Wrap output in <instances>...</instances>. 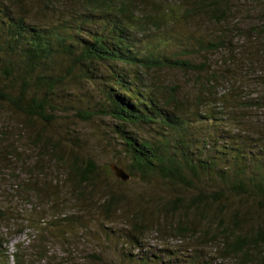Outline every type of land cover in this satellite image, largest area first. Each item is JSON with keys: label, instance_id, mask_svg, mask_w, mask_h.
Masks as SVG:
<instances>
[{"label": "trees", "instance_id": "16d2710c", "mask_svg": "<svg viewBox=\"0 0 264 264\" xmlns=\"http://www.w3.org/2000/svg\"><path fill=\"white\" fill-rule=\"evenodd\" d=\"M186 1L192 5L184 2L185 15L219 26L222 39L192 38L177 58L164 54L162 35H154L181 16L168 6L152 14L137 0H0V106L29 122H50L63 82L90 86L79 99L78 117L113 121L105 129L118 154L113 164L147 189L132 198L130 228L119 235L131 264H264V0H247L256 6L250 5L256 13L247 17L256 21L251 37L243 36L255 51L246 55L250 69L262 68L249 70L253 77L241 71L249 58L238 57L245 53L236 46L228 70L240 71L232 77L228 70L210 72L209 60L192 58L231 45L224 41L226 22L234 16L232 23H241V0ZM163 68L196 72L200 91L187 101L177 86H152L148 72ZM53 153L68 164V180L81 195L103 193L100 211L107 219L121 215L123 191L100 180L114 177L111 164L100 169L79 156L66 163L55 148ZM153 190L160 191L158 198ZM12 217L0 206V221ZM145 232L161 236L146 243ZM171 237L197 244L171 245ZM5 242L0 235V264H26L19 247L10 252ZM205 245L215 248L214 256Z\"/></svg>", "mask_w": 264, "mask_h": 264}, {"label": "rangeland", "instance_id": "374dc122", "mask_svg": "<svg viewBox=\"0 0 264 264\" xmlns=\"http://www.w3.org/2000/svg\"><path fill=\"white\" fill-rule=\"evenodd\" d=\"M184 2L188 7L192 5L186 0H137L136 4L145 13L152 14H158L163 6L180 10L178 20L165 23L160 26L162 30L158 29L154 33L155 36L162 35L165 41L163 53L177 58L187 53L186 48L193 44L192 38L202 37L204 41L222 39L219 26H208L204 17L185 15ZM236 5L239 14H242L241 23H232L235 17H230L226 22V25L230 24V30L224 35V41L231 45H224L220 50L207 54L206 58L204 54L192 56L196 62L209 60L212 73H222L233 66L234 62L231 65L229 63L233 46L244 51L245 55L241 53L238 56L241 58H249L246 54L254 51V47L243 36L251 37L249 31L256 20L251 19L253 16L247 17V13H256L250 6L255 4L241 0L236 1ZM250 10L252 12H248ZM158 43L152 42V46ZM241 67V71L249 77L256 74L249 70L262 72L260 65L250 69V58ZM238 71L240 69L231 70L227 75L232 77ZM147 77L152 86L162 89L173 85L179 87L181 95L188 97L187 101L200 91V76L196 72L163 68L148 72ZM222 85L223 90L229 87L227 82ZM60 86L62 88L56 97L59 101L56 108L59 110L49 111L50 116L54 115L50 122H29L17 111L5 105L0 106V206L15 216L9 221H0V235L7 240L4 246L10 252H15L18 246L26 264H131L123 257V242L119 235L130 228L126 216L129 208L135 205L132 198L136 200L147 189L136 179L119 184L118 181L122 180L115 174L114 177L101 176L102 184H108L111 190L123 191L119 203L121 215L107 219L100 211L103 193L95 191L81 195L80 189L68 180V164L58 160L53 148L58 152L57 155L64 156L66 163H70L74 156L92 158L100 169L115 163L117 153L109 145L110 136L105 131L107 124L113 123L110 118L85 121L77 115L79 99L90 93V86L78 84L74 79H68ZM167 89L164 91H169ZM190 101L187 106L193 103V100ZM157 192L160 194L159 190H153L152 195L157 196ZM118 211L117 214L120 209ZM163 218L160 222L163 221L162 225L166 226V217ZM168 232L163 233V238L170 236ZM143 235L146 243L151 244L155 243L157 236H161L156 232H145ZM169 239L171 245L197 244L195 241L181 242L173 237ZM201 247L214 256L215 248L212 245Z\"/></svg>", "mask_w": 264, "mask_h": 264}, {"label": "water", "instance_id": "95a60500", "mask_svg": "<svg viewBox=\"0 0 264 264\" xmlns=\"http://www.w3.org/2000/svg\"><path fill=\"white\" fill-rule=\"evenodd\" d=\"M111 169L113 171V173L115 174L116 177H118L119 179L123 180V181H128L130 179V174L127 173L122 167H119L116 164H111Z\"/></svg>", "mask_w": 264, "mask_h": 264}]
</instances>
